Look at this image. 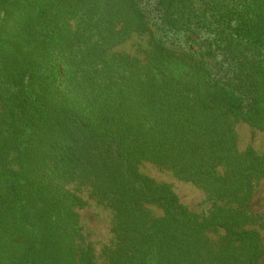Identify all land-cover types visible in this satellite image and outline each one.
Instances as JSON below:
<instances>
[{
	"label": "trees",
	"instance_id": "16d2710c",
	"mask_svg": "<svg viewBox=\"0 0 264 264\" xmlns=\"http://www.w3.org/2000/svg\"><path fill=\"white\" fill-rule=\"evenodd\" d=\"M250 3L0 0V218L25 230L22 264H99L79 239L83 191L113 211L101 264L253 263L264 215L246 191L217 194L238 160L243 184L264 176V155L238 151L233 128L264 129V33L251 31ZM133 34L149 35L142 57L115 49ZM145 162L210 192L209 216Z\"/></svg>",
	"mask_w": 264,
	"mask_h": 264
},
{
	"label": "rangeland",
	"instance_id": "374dc122",
	"mask_svg": "<svg viewBox=\"0 0 264 264\" xmlns=\"http://www.w3.org/2000/svg\"><path fill=\"white\" fill-rule=\"evenodd\" d=\"M248 12V22L251 26V31L260 30L264 33V0H250ZM13 14L16 17V12ZM12 14L11 17L13 18ZM7 18V16H6ZM12 22L13 20L8 19ZM149 35L133 34L130 38L118 45L115 49L120 52L143 56V50L148 46ZM264 50L261 49V52ZM234 131L237 137V150L243 153L248 148H252L259 156L264 155V129L254 126L251 123L239 119L233 124ZM237 159H240L238 156ZM239 160L232 167L233 174L237 173L236 179L228 188L219 190L217 194L236 198L242 191H246L250 196V205L255 213L264 215V176L252 178L248 184H243L241 179L245 170H240ZM221 169L225 170L222 166ZM140 171L151 176L156 181L165 182L171 185V189L178 195L180 202L186 209L196 218L201 219L209 216L212 206L210 192L194 183L191 180H186L175 175L171 170L162 169L151 162H145L140 166ZM67 188L74 189V184L67 185ZM228 189V190H227ZM87 204L83 207L76 208L80 216V224L82 226L81 235L79 238L85 244H91L95 248L96 260L99 264L105 260V247L109 246L114 241L112 232L113 211L99 204L95 199L88 196L87 191L81 193ZM232 206L236 202L231 203ZM149 207L157 214H162L161 207L149 204ZM0 264H22L27 259L25 250L22 249L23 241L21 233L24 228L14 223L7 217L0 218ZM259 237L261 247L259 254L253 259L251 264H264V229H259ZM29 233V232H28ZM208 235L214 240H220L225 235L223 228H216L208 231ZM29 235V234H28ZM78 239V241H79ZM35 251H38L36 248ZM40 256V252L37 253ZM41 259H39L40 263Z\"/></svg>",
	"mask_w": 264,
	"mask_h": 264
}]
</instances>
